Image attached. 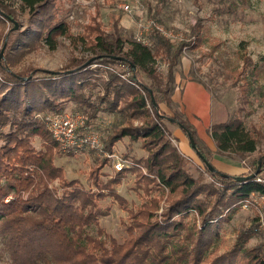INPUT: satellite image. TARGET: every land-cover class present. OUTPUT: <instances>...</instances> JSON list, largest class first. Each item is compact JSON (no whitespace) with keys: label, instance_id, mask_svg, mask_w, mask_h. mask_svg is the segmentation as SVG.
Segmentation results:
<instances>
[{"label":"trees","instance_id":"trees-1","mask_svg":"<svg viewBox=\"0 0 264 264\" xmlns=\"http://www.w3.org/2000/svg\"><path fill=\"white\" fill-rule=\"evenodd\" d=\"M19 1L21 12L27 13L25 25L20 11L0 0V24L9 23V31L2 35L3 46L8 36L7 60L14 50L24 52L39 44L55 49L59 38L73 37L58 6L64 0ZM202 26L198 19L192 36L178 42L153 31L150 46L134 36L125 37L119 18L110 29L95 19L90 39L81 37L88 55L74 57L53 72L37 67L14 70L0 58V243L13 264H201L218 236L219 221L229 220L253 193L264 194V153L254 157L251 170L244 173L259 170L258 174L243 181L217 168L211 171L202 161L212 178L204 182L188 170L186 157L172 141L168 122L178 125L189 139L192 135L199 152L212 163L215 151L200 144L189 119L161 106L163 100L169 107L175 105L171 96L175 67L185 48L200 45ZM158 58L167 63L166 75L159 70ZM245 62L252 66L250 74L258 77L257 64L250 57ZM248 85L247 79L241 86L244 96ZM69 103L86 116L83 131L100 112L126 118L102 138L107 155L93 167L90 188L78 179L63 178L62 167L55 163L60 143L39 117L42 112L62 113ZM242 110L211 126L217 153L244 158L257 151L260 131L246 125ZM37 134L45 139L44 149L34 145ZM125 137L147 151L146 156L133 158L138 187L148 194L153 188L160 191L136 210L118 190L128 168L102 178L108 154ZM57 179L60 188L52 184ZM107 197L128 210V236L123 242L100 225L99 217L109 212L101 204ZM190 213L201 224L190 228L184 221ZM254 234L255 229L243 228L233 247L207 264H264V241L246 246Z\"/></svg>","mask_w":264,"mask_h":264},{"label":"rangeland","instance_id":"rangeland-1","mask_svg":"<svg viewBox=\"0 0 264 264\" xmlns=\"http://www.w3.org/2000/svg\"><path fill=\"white\" fill-rule=\"evenodd\" d=\"M5 1L20 11V19L25 25L27 13L21 12L23 10L21 2L19 0ZM129 1L132 9L126 11L122 4ZM58 6L71 25L72 38H59L55 49H51L47 44H39L24 52L14 50L7 60V49L3 51L2 57L1 52L2 35L9 31V23L0 24V58L3 61H9L14 70H25L28 67L57 70L74 57L88 55L81 37L86 36L90 39L91 25L95 19L110 29L113 21L119 18L125 37H135L141 24L154 19L167 27L182 31V37L187 39L192 36V27L196 21L201 19L203 22L201 43L197 48L183 50L175 67L174 87L179 80L182 83L198 78L216 99L227 105L230 114L238 112L239 108L243 109L242 114L246 125L252 130L257 128L260 131L257 151L244 158H231L218 154L228 158L225 162L226 169L235 175H244L251 170V160L264 153V0H64ZM150 34L151 32L146 33V37L151 42L149 45L153 46L154 40ZM247 57L257 64L258 77L250 74L252 66H247L245 62ZM157 64L161 73L166 75V61L158 58ZM247 79L249 89L247 96H244L241 86L246 84ZM147 81L149 82L148 79ZM161 106L170 114L181 112L178 105L169 107L166 100L161 102ZM76 110L81 111L75 103H69L62 113ZM39 117L45 121L48 128L45 113H40ZM125 122L126 118L122 115L100 112L85 132L98 135L101 140L100 147H86L73 151V154L57 148L55 163L62 167L63 178L78 179L82 186L93 187L90 179L91 171L107 155L102 138L110 135L116 127ZM168 126L172 132L173 143L186 157L188 170L204 182L211 181L210 174L206 171L202 159L192 148L188 136L178 125L168 122ZM201 144L205 150L214 151L207 145ZM34 145L37 149L45 148V139L41 134L34 137ZM187 145L191 151L193 150V156L185 152ZM215 153H217L216 150L211 156L212 163L215 162L213 157ZM112 155L110 161L102 167L104 172L102 178L106 180L119 171L115 167L118 161L125 163L123 169L128 168V171L118 185V190L126 197L130 208L136 210L151 197L160 195L158 189L153 188L148 194L143 187H138L137 172L132 170L133 158L147 155V151L141 147L140 142L132 143L129 137H125L115 144ZM52 184L60 188L61 180L57 179ZM101 204L109 207L108 214L99 217L101 227L118 241H125L128 236L126 226V222L129 221L128 210L111 197L102 200ZM259 217V209L256 206L245 208L242 205L234 210L229 220L219 221V225L216 226L218 236L207 250V256L201 264H207L215 256L231 249L238 232L243 228L255 229V234L246 242L247 247L264 241V233L259 228ZM184 221L190 228L194 224H201V220L198 221L193 213H190ZM240 258L241 254L238 259ZM0 264H13L2 243H0Z\"/></svg>","mask_w":264,"mask_h":264},{"label":"built area","instance_id":"built-area-1","mask_svg":"<svg viewBox=\"0 0 264 264\" xmlns=\"http://www.w3.org/2000/svg\"><path fill=\"white\" fill-rule=\"evenodd\" d=\"M122 7L126 11L132 9V5L129 2L123 3ZM157 31L160 35L167 38L170 42H178L185 38L182 37V31L167 27L154 19L148 20L146 23L140 25L139 32L135 35L138 41L145 44H150L149 38L146 37V33ZM48 123V129L54 136V138L60 143V147L63 151H78L86 147H100L101 140L98 135L85 133L81 130V127L85 124L86 116L79 112H65L49 114L45 117ZM112 157V154H108ZM128 164V162H126ZM125 163L118 161L115 164L117 170H122ZM259 180H261L259 178ZM243 207L256 206L259 209V228L264 233V194L253 193L243 203Z\"/></svg>","mask_w":264,"mask_h":264},{"label":"crops","instance_id":"crops-1","mask_svg":"<svg viewBox=\"0 0 264 264\" xmlns=\"http://www.w3.org/2000/svg\"><path fill=\"white\" fill-rule=\"evenodd\" d=\"M179 82L180 80L173 92V103L178 105L181 113L194 125L198 140L215 151L216 144L209 130L213 124L224 122L229 118V108L223 101L216 99L203 82L193 79ZM188 146L185 147V152L193 156V150L191 151ZM213 157L215 160L213 163L217 169L235 175L226 169L225 162L228 158L218 153H215Z\"/></svg>","mask_w":264,"mask_h":264},{"label":"water","instance_id":"water-1","mask_svg":"<svg viewBox=\"0 0 264 264\" xmlns=\"http://www.w3.org/2000/svg\"><path fill=\"white\" fill-rule=\"evenodd\" d=\"M17 25H18V24L16 23V26H17ZM7 39H8V36L6 37V41H5L4 46H3V48H2L1 57H2V55H3V51H4L5 47H6ZM119 58H122V57H119ZM47 71H49V72H53V71L50 70V69L47 70ZM152 99H153V101L155 102L154 96H152ZM189 137H190V142H191L192 147H193L194 149H196V151L199 153L200 158L202 159V161L207 165V167H208L211 171H217L216 167H215L211 162H209L208 159H207L203 154H201V153L199 152L194 137H193L192 135H190ZM258 172H259V170L255 171V172H253V173H251V174H249V175H237V176H234V177H235L237 180H239V181L248 180V179H252V178H254V177L258 174ZM226 175H228V174H226Z\"/></svg>","mask_w":264,"mask_h":264}]
</instances>
